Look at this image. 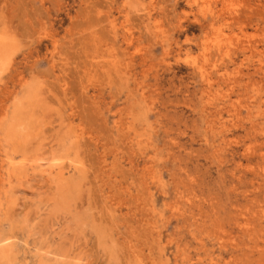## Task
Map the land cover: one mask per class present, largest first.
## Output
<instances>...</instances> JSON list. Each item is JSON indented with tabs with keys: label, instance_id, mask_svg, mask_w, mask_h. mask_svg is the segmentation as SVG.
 <instances>
[{
	"label": "rangeland",
	"instance_id": "rangeland-1",
	"mask_svg": "<svg viewBox=\"0 0 264 264\" xmlns=\"http://www.w3.org/2000/svg\"><path fill=\"white\" fill-rule=\"evenodd\" d=\"M0 264H264V0H0Z\"/></svg>",
	"mask_w": 264,
	"mask_h": 264
},
{
	"label": "bare ground",
	"instance_id": "bare-ground-1",
	"mask_svg": "<svg viewBox=\"0 0 264 264\" xmlns=\"http://www.w3.org/2000/svg\"><path fill=\"white\" fill-rule=\"evenodd\" d=\"M221 48V47H220Z\"/></svg>",
	"mask_w": 264,
	"mask_h": 264
}]
</instances>
